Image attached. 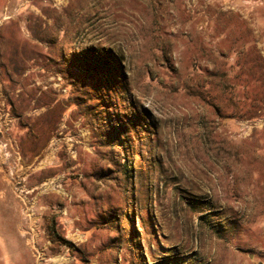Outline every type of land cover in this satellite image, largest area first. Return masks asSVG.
Listing matches in <instances>:
<instances>
[{
	"label": "rangeland",
	"instance_id": "1",
	"mask_svg": "<svg viewBox=\"0 0 264 264\" xmlns=\"http://www.w3.org/2000/svg\"><path fill=\"white\" fill-rule=\"evenodd\" d=\"M225 1L0 0V264H264V0Z\"/></svg>",
	"mask_w": 264,
	"mask_h": 264
},
{
	"label": "crops",
	"instance_id": "2",
	"mask_svg": "<svg viewBox=\"0 0 264 264\" xmlns=\"http://www.w3.org/2000/svg\"><path fill=\"white\" fill-rule=\"evenodd\" d=\"M1 172V170H0ZM1 176V175H0ZM0 182H1V190H0V197L3 198L4 200H8V203L6 204V208L8 207H12V202H13V195L14 193L12 192V190L9 188L7 190H5V187H6V183H8L9 185L11 184L10 180L7 179L6 177H2L0 178ZM5 209V208H4ZM6 210V209H5ZM22 241L24 242L25 244V247L28 248L24 238H21ZM30 253V251H29ZM33 260H32V257H31V260H30V263L29 264H32Z\"/></svg>",
	"mask_w": 264,
	"mask_h": 264
},
{
	"label": "built area",
	"instance_id": "3",
	"mask_svg": "<svg viewBox=\"0 0 264 264\" xmlns=\"http://www.w3.org/2000/svg\"><path fill=\"white\" fill-rule=\"evenodd\" d=\"M194 1H195V3H197V5L201 2L205 6H207L208 4H212L215 0H194ZM229 3L230 2L228 0L225 1V5L229 4ZM208 28H209V21L207 19L198 23V29L200 31H206V30H208Z\"/></svg>",
	"mask_w": 264,
	"mask_h": 264
}]
</instances>
